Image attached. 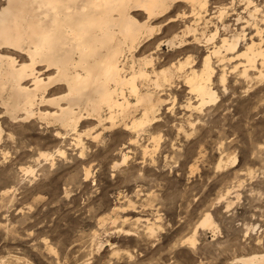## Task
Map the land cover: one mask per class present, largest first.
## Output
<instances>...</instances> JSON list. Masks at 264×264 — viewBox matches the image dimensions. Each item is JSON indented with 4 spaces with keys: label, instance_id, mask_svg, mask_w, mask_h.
I'll list each match as a JSON object with an SVG mask.
<instances>
[{
    "label": "rangeland",
    "instance_id": "obj_1",
    "mask_svg": "<svg viewBox=\"0 0 264 264\" xmlns=\"http://www.w3.org/2000/svg\"><path fill=\"white\" fill-rule=\"evenodd\" d=\"M179 1L133 52L176 72L139 136L121 122L86 119L77 132L38 118L14 122L0 102V264H243L264 251V63L245 74L235 57L252 40L264 45V0H207L202 20ZM183 35L188 45L167 41ZM225 35L238 46L223 50L222 65L213 57L218 97L199 107L184 74L200 70ZM207 212L212 226L200 225Z\"/></svg>",
    "mask_w": 264,
    "mask_h": 264
},
{
    "label": "bare ground",
    "instance_id": "obj_2",
    "mask_svg": "<svg viewBox=\"0 0 264 264\" xmlns=\"http://www.w3.org/2000/svg\"><path fill=\"white\" fill-rule=\"evenodd\" d=\"M177 1L6 0L0 7L2 116L6 115L14 122L38 118L75 132L86 119H93L98 125L106 121L111 127L121 122L127 128H135L139 136L140 130L154 122L163 101L157 94L158 89L172 84L176 72L175 66L157 70L152 54L136 58L133 52L144 37L154 33L156 27L152 21L166 16ZM186 1L192 5L190 16L193 20L204 19L202 9L207 0ZM222 13L221 10L220 17ZM174 19L171 17L169 21ZM204 22L211 21L206 19ZM190 31L193 30L187 27L183 33L186 35ZM219 32L216 25L207 41L215 39ZM184 35L177 42L172 38L167 41L170 45H188ZM195 40L200 42L199 37L195 36ZM238 41V37L221 36L219 43L203 57L201 69L192 68L184 74L190 90L200 98L199 107L215 102L218 97L211 87L215 71L213 57L222 65L227 59L223 50L234 52ZM235 57L243 59L239 64L247 74L249 67H256L258 58L264 63V45L252 40ZM189 62L187 58L176 67L184 71ZM222 81H226L225 75H222ZM56 86L65 90L51 95L50 90ZM42 105L51 108L43 109ZM2 131L0 125V137ZM55 134L57 137L62 135L60 131ZM151 139L155 141V151L158 137L151 136ZM149 151L145 146L144 153ZM64 152L60 150V153ZM126 159L125 154L123 161ZM232 160L235 163L237 156L234 155ZM27 171L34 170L29 168ZM200 225H213L211 213L205 214ZM190 241L194 244L195 237H190ZM248 255L240 262L264 264V251Z\"/></svg>",
    "mask_w": 264,
    "mask_h": 264
}]
</instances>
